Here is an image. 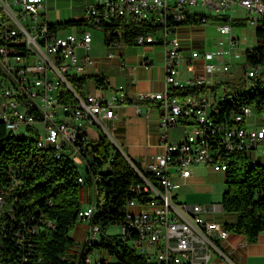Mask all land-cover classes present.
<instances>
[{
  "label": "built area",
  "instance_id": "obj_1",
  "mask_svg": "<svg viewBox=\"0 0 264 264\" xmlns=\"http://www.w3.org/2000/svg\"><path fill=\"white\" fill-rule=\"evenodd\" d=\"M46 1L0 0V120L8 134L30 138L38 135V147L52 146L57 158L67 155L73 159L75 153L84 155L86 151V123L102 125L104 120L115 118L119 107L128 102L127 92L123 84L106 94L82 96L74 89L69 77L85 76L87 66L95 61L89 53L92 33L87 25L66 31L54 26L57 22L50 21L44 13ZM235 6L245 9L247 19L255 27L253 45L247 44L246 35H241L232 23ZM195 12L219 15L224 20L215 22L217 35L212 44L190 48L184 54L179 29L183 25L196 28L208 23L204 17L199 22L180 23ZM117 16L147 19L158 25L154 31L137 35L134 45L165 47L164 89L139 98L156 101L160 125L165 130L164 150L144 167L131 162L143 180L141 188L150 192V198L127 200L123 209L126 219L119 224L118 234L136 253L155 264L207 262L212 246L228 258L225 248L215 240H226L230 235L224 221L204 215L222 206L176 199L180 186L177 178L190 176L195 163L225 172L224 158L232 151L243 152L248 162L264 159V109H258L255 103L239 102L228 113L224 111L236 100V82L243 83L240 89L264 88L262 62H258L259 70H252L248 61V54L258 47L264 53V0L85 2L83 18L90 23L99 24ZM258 28L262 33H257ZM118 42L113 40L108 45ZM113 56L114 52L107 53V57ZM181 66L188 71L185 77L180 76ZM64 85L76 101L59 100ZM179 91L188 93L179 95ZM148 105L138 102L136 111L144 112ZM254 114L257 116L251 120ZM178 124L190 127L181 140H168L167 130ZM10 175L14 183L18 182L14 170H10ZM78 177L81 183L85 182L82 174ZM98 178L95 174L93 179ZM89 187L94 201L78 211L79 218L91 219L83 245L89 250L75 264H114L111 258L92 259L90 255L97 251L92 243L100 239V226L92 217L102 188L96 182ZM5 196L6 191L0 190V234L8 235L14 247L13 257L8 253L11 258L6 264H13L16 259L23 264L34 253L30 234L38 226L35 218L17 216L14 209L13 216H6Z\"/></svg>",
  "mask_w": 264,
  "mask_h": 264
},
{
  "label": "trees",
  "instance_id": "obj_2",
  "mask_svg": "<svg viewBox=\"0 0 264 264\" xmlns=\"http://www.w3.org/2000/svg\"><path fill=\"white\" fill-rule=\"evenodd\" d=\"M202 17L213 23L224 20V17L219 15L195 12L190 13L180 23L199 22ZM246 19L247 17L232 18V23L245 24ZM88 24L91 23L87 18H81L57 22L54 26L77 28ZM95 25L104 31L106 44L113 40L133 44L137 35L154 31L158 27L147 19L137 20L134 17L121 16ZM257 33H262L261 28L257 29ZM248 61L252 63V67L259 66L258 62L264 65L262 47H258L254 53H249ZM90 79L100 87L106 83L102 76L69 77L74 89L82 96L88 93ZM242 85L240 81L235 83L233 99L236 100L226 105L224 111L228 113L229 109L237 107L239 102L255 103L258 109H264V88L240 89ZM186 93L188 92H178L179 95ZM59 100L74 102L76 98L64 85L59 92ZM136 101L150 104L148 97ZM34 137H26L24 134L12 136L8 134L5 123L0 120V190L6 191V216H13L14 209L17 216L35 218L38 226V229L30 234L34 253L29 254L23 264H33L37 258L40 260L36 261V264L76 263V260L68 257L70 248L75 247L69 231L79 218L78 211L82 210L81 186H91L94 182L102 190L98 195L97 210L92 221L99 224L101 234L100 239L94 241L92 246L106 251L113 257L114 264H155L130 248L126 241L120 238V234L106 232L109 225L125 222L123 209L128 199L147 201L150 198V192L144 191L140 186L143 181L140 175L124 155L112 149L107 136L88 138L86 151L82 155L88 162L84 183L78 182V175L81 173L73 165L71 157L65 155L57 158L54 147H38ZM88 155L91 157L88 158ZM224 160L227 162L224 172L226 189L222 193L220 205L222 210L236 214L235 220L224 222L225 228L230 233L244 235L247 243L257 242L260 233L264 231V164L260 161L248 162L246 155L241 151L230 152ZM11 169L18 176L16 183L10 175ZM95 174L99 175L96 181L93 179ZM11 243L8 235L0 234V260L3 264L13 257L14 247ZM88 250L83 247L80 256ZM8 253H11V257H8ZM18 263L22 264V260L16 259L13 264Z\"/></svg>",
  "mask_w": 264,
  "mask_h": 264
},
{
  "label": "crops",
  "instance_id": "obj_3",
  "mask_svg": "<svg viewBox=\"0 0 264 264\" xmlns=\"http://www.w3.org/2000/svg\"><path fill=\"white\" fill-rule=\"evenodd\" d=\"M85 1L47 0L44 13L53 22L81 19L84 16ZM237 13L235 12L232 15L233 18L246 17ZM242 28H246V25H235V29L240 33ZM178 32L183 44V53L188 54L190 48L203 47L213 43L217 35V28L215 23L208 22L196 28L183 25ZM93 40L92 35L89 53L95 61L87 66L86 75L102 76L106 83L100 87L93 79H90L88 86L91 91L88 90V93L98 91L94 94H106L117 85L123 84L126 87L128 98L127 104L119 107L117 116L113 119L104 120L101 126L114 142L116 149H120L132 163L144 167L152 162L156 155L163 152V134L165 130L160 125L159 111L155 100L150 99V105L144 106V112L141 113L136 111L135 104L138 103L136 99H139L141 95H148L151 92L164 89L165 47L163 44L134 45L123 42L108 45L105 43L104 38L102 44L95 45ZM109 51L114 52L113 57H107ZM121 61H124V63ZM186 75H188V71L184 66H181L180 76L185 77ZM182 126L183 129L180 128V131L177 132L169 133L167 130L168 140H181L186 131V125ZM87 136L89 138L88 131ZM259 161L264 164V159H259ZM203 164H193L190 176L177 178L180 180V186L176 191V199L186 203L207 204L209 202L206 194L213 191L214 183L208 181L202 172L196 170L197 167ZM208 168L216 172L217 177L222 173L221 178L224 180L225 174L223 171H215L210 166ZM89 188L91 190V187ZM225 189L226 183L224 182ZM207 205L210 206V204ZM204 215L219 218L224 222H231L236 218L234 212H227L222 209L211 210L205 212ZM263 237L264 231L260 233L259 240L256 243H247L244 235L235 233H230L226 240H218L217 238L215 240L227 251L230 263L238 264L237 260L240 259L241 247L254 246Z\"/></svg>",
  "mask_w": 264,
  "mask_h": 264
},
{
  "label": "rangeland",
  "instance_id": "obj_4",
  "mask_svg": "<svg viewBox=\"0 0 264 264\" xmlns=\"http://www.w3.org/2000/svg\"><path fill=\"white\" fill-rule=\"evenodd\" d=\"M85 2H91V0H86ZM235 12L240 15V16H246L247 13L245 9L240 8L235 6ZM234 12V13H235ZM233 13V14H234ZM245 17V18H246ZM246 28L241 29V35H246L247 37V44L253 45L254 40H255V27L249 22L248 19L245 21ZM88 28L90 29L93 37H94V44H102L103 43V38H104V31L96 26L95 24L91 23L87 25ZM240 26V25H239ZM63 30H76V27H69V28H63ZM212 44V43H211ZM233 68H235V65H233ZM264 68V65L262 66ZM236 70V69H234ZM223 85H221V89L219 90L222 91ZM88 90L91 91L90 87L88 86ZM94 93L98 91H93ZM257 115L254 114L251 117V120L254 119ZM190 126H186L185 129L187 130ZM180 128L183 129L182 124H178L177 127H172L168 129V132H177L180 131ZM86 129L89 132V139H95L99 137L100 135H106L109 141L111 142L112 149H116L114 146V142L111 140L107 132L102 128L101 125L98 123H86ZM35 138H38V135H35ZM118 150L122 155L124 153L120 149ZM125 156V155H124ZM91 155H88V158H90ZM126 157V156H125ZM127 158V157H126ZM128 160V158H127ZM129 161V160H128ZM73 165L75 168L78 170L79 173H81L84 177H86V169L88 167V162L87 160L81 155L75 153L72 159ZM131 163V161H130ZM132 164V163H131ZM193 167V166H192ZM193 170V168H192ZM196 170H199L202 172L206 179L210 182L214 183V189L212 192L207 193L205 196L208 198L209 202L207 204H212V203H218L220 205L221 201V196L224 190V180L221 178L222 173H220V176H216V172L209 170L208 166L200 165L199 167L196 168ZM81 193H82V199H81V208L82 210L85 209V207L88 204H91L94 199L93 195L91 194V190L88 186V184H83L81 186ZM204 204V203H203ZM91 219L88 217L85 218H78L73 226V228L69 231L70 236L74 239L75 242V247L70 248L68 251V257L71 260H76L78 257L81 255L83 251V245L86 239L88 227L90 225ZM107 233H118L120 232L119 225L117 224H111L107 227L106 229ZM101 234V233H100ZM100 237V236H99ZM260 237V236H259ZM259 240V239H258ZM256 243V242H254ZM217 244H220L219 242ZM211 258L207 262H196L195 264H231L229 259L221 255V253L215 249L213 246L211 247ZM92 259L95 258L96 256L98 257H104V258H111L113 259L112 256H109V254L104 251L103 249H97V251L91 252L90 253ZM239 260H237L238 264H264V237L262 238L261 241H259L257 244L254 246H242L241 247V253L239 254Z\"/></svg>",
  "mask_w": 264,
  "mask_h": 264
},
{
  "label": "bare ground",
  "instance_id": "obj_5",
  "mask_svg": "<svg viewBox=\"0 0 264 264\" xmlns=\"http://www.w3.org/2000/svg\"><path fill=\"white\" fill-rule=\"evenodd\" d=\"M252 70H259V66H257V67H252ZM15 135H17V134H15ZM25 135V134H24ZM26 136V135H25ZM32 137L33 136H35V135H31ZM35 138V137H34ZM36 140H37V142H38V138H36ZM78 182L79 183H81V179H80V177L78 178Z\"/></svg>",
  "mask_w": 264,
  "mask_h": 264
}]
</instances>
